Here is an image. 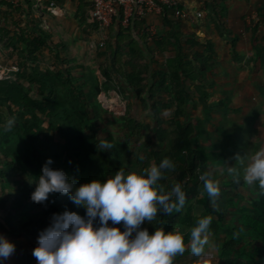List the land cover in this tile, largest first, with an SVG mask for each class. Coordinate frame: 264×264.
<instances>
[{"label": "trees", "instance_id": "obj_1", "mask_svg": "<svg viewBox=\"0 0 264 264\" xmlns=\"http://www.w3.org/2000/svg\"><path fill=\"white\" fill-rule=\"evenodd\" d=\"M22 2L23 0L18 5H13L8 0H0V46L11 50L20 47L18 57L23 63L19 65L17 71H10L8 75L0 79V100L4 102L10 117L16 118L15 126L11 131L6 132L2 139L7 142L6 139L11 134L23 141L25 155L20 165L38 176L42 165L49 159L43 148L46 130H51L52 134H57L64 141L63 150L67 157H79L83 150L81 141L85 139L74 120L75 118L88 120L91 141L95 148L83 155V158L89 159L96 169L100 168L101 181H103L115 173V161L104 154L99 145L101 142L112 144V136L108 134L101 139L97 136L93 127L94 119H92L97 111L95 112L90 102L88 92L83 89L84 85L81 81L79 82L78 77L71 73L69 62L61 59L62 44L52 43L50 33L39 27L32 17L31 8L25 9ZM217 3H221V0L212 3L214 19H210L214 22V29L220 31L224 25L225 9L218 7ZM260 10L264 13L258 6L257 14ZM171 14L172 11L166 9L163 16V23L168 27V34H157L151 42L147 41L142 33V22H133L129 28H123L116 21L119 29L113 48V64L118 66L112 69L109 66L104 68L100 66V73L104 78L108 81L113 78L119 79V83L134 94L137 102L152 113L156 120L152 135L159 143H163L167 134L166 129L162 127L165 121L160 112L165 109L170 113L167 122L173 127L174 136L169 141L168 150H150L144 157L136 159L137 168L141 169V165L150 159L153 165H159L164 158L170 159L175 164V168L172 169L173 172L169 169L164 170L160 183L164 185L166 191H170L176 183L182 184L187 200L179 212L165 215L161 211L156 220L152 223L145 221L142 227L147 228L150 233L155 230V227H164L165 230L179 229L184 234L185 244H187L191 239V229L198 219L211 214L213 216L210 225L211 233H217L220 226L224 227L225 238L221 243L222 257L230 254L235 244L239 243L246 245L247 248L242 247L241 251H237L236 260H230L231 264H264V189L259 186L258 182L254 184L252 195L249 199L246 198L247 207L241 210L236 220L229 225L224 219L225 206L226 204L232 206L234 199L230 196L221 197L219 203L216 204L214 199L208 196L204 188V180L201 179L205 174H210V167L207 165L209 156L203 147L196 144L197 126L193 123L192 117L188 115L191 104L193 106L195 102V97H209L208 90L214 86V82L210 77L208 78L206 73L210 69L209 63L216 56L213 38L209 37L210 35L197 38L194 33L183 34L182 24L174 21ZM208 15L209 13L204 14L205 17ZM22 20H25L27 26L21 24ZM260 24L264 26V17L260 20ZM7 25L13 26V30ZM250 27L255 28L254 25ZM252 28L250 30L253 36L255 32ZM226 31L229 32L228 29ZM225 32L220 31L219 35ZM159 37L163 40L162 44ZM224 38L228 43L230 42V48L235 57L234 47L239 37L231 35ZM257 40L258 43L252 45L254 49L252 59L264 69V33ZM51 46L53 55L58 58L62 66L59 63L53 73L34 70L32 74L35 75L33 78L39 90L36 89V94L31 95L29 91L23 89L18 79L24 77L23 72L28 70L27 62L36 61L42 48H51ZM169 48H172L173 53ZM191 48L193 50H190ZM166 49L172 55L159 62L156 59V53ZM202 49H205L208 54L206 60L201 57ZM123 55H125L124 58ZM152 64L155 65L154 68ZM31 68L34 67L31 65ZM55 83H57V88L58 85L67 87L70 95L72 92L76 93L74 96L77 98V106L72 104L73 109H71L66 105L60 98L57 88L54 89ZM27 113L30 114L29 117ZM39 122L46 123L45 127H42ZM125 124L130 132H132L131 128L138 126L135 119L130 118ZM10 153L9 150L4 152L0 149V163H5L4 167H0L1 175L12 174L11 169H15L18 165L17 161L10 159ZM94 157L98 162L95 165ZM51 167L58 168L54 163ZM229 183L232 189L247 185L242 178L237 182L235 177ZM30 190L31 188L25 185H17L13 193L12 191L0 193V210L6 209L2 217L4 225L12 234L15 233L25 241L37 240L39 232L49 226L53 213L68 209L80 215L85 214L84 208L77 207L68 195L54 193L64 200L61 204L51 200L41 204L31 200L32 191ZM237 196L245 199L244 194L237 193ZM193 202L201 205L202 215H194ZM109 222L111 224V221ZM121 230H123L122 225ZM18 258L20 264H29L27 259L21 256Z\"/></svg>", "mask_w": 264, "mask_h": 264}, {"label": "rangeland", "instance_id": "obj_2", "mask_svg": "<svg viewBox=\"0 0 264 264\" xmlns=\"http://www.w3.org/2000/svg\"><path fill=\"white\" fill-rule=\"evenodd\" d=\"M221 5L224 7V3H221ZM246 5L249 7L248 16L244 15L236 23L231 19L233 24H224L223 28H220V31L225 32L228 29L229 32L226 31L219 35L220 31L214 29L213 41L216 56L209 63L210 69L206 71L208 78L210 77L211 81L214 82V86L208 90L209 97H195V102L193 106L191 104L190 114L188 115L192 117L193 123L197 126L196 144L203 147L209 156L207 165H214L217 169L222 170V172L217 173V176L220 174L223 177H216L220 181V195L213 198L215 203H219L221 197L230 196L232 199L235 198L232 206H228V204L225 206V218L232 222L241 213V210L247 207V199L252 195L251 192L255 186L254 184H247L238 189H230L226 182H230L233 177L229 174L226 175V173L223 174V169H226L224 165H248L258 151H264V69L252 59L254 55L252 45H256L258 43L257 39L264 33V26L260 24L264 13L260 10L257 14L258 6L264 11V7H261L262 5L264 6V0H254L251 5L250 2ZM253 24L255 28L250 27ZM38 25L46 32H54L50 23L46 24L43 21L41 25ZM250 28L254 29L255 34L253 36ZM206 33L207 31H202L198 36H207ZM229 34H237L240 37L239 42L234 47L235 57L230 48V42L228 43L227 39L224 38L225 36L229 37ZM62 46L61 59L69 62L68 66L71 73L78 77L79 82L81 81L82 85H84L83 89L88 92L90 102L94 106L95 112L97 111L92 118L94 119L93 127L97 136L100 139L108 134L112 136L113 147L101 150L115 161V172L121 169L139 171L144 168H150L153 165L152 159L145 161V164L143 163L144 165H141L139 170L136 159L144 157L150 150H168L169 141L174 136L173 127L167 122L169 111L164 109L160 112L165 121L162 127L166 129L167 134L162 141L163 143H159L152 135V131L156 127L155 117L148 109L143 108L137 102L134 94H131L127 87L120 84L119 79L113 78L108 81L104 78L100 73L99 64L92 62L93 58L90 54L77 53L75 50L77 49L76 46L71 48L66 43H63ZM19 49L20 47L11 50L0 46V66L11 68L18 65L19 69V65L23 64L22 59L20 60L18 57L20 54ZM52 49V46L51 48H42L36 61L27 62L28 70L23 72L24 77L18 79L23 85V89L29 91L31 95L36 94V89L39 90L38 84L33 78L35 75L32 72L39 70L53 73L60 63L58 58L53 55ZM169 49L170 51L172 50V48ZM190 50H193V48ZM172 53H169L166 49L163 54L159 52L156 55V59L162 62L164 58L171 56ZM202 53L201 57L205 60L208 59L205 49L200 51V54ZM104 64H111L109 58L104 61ZM31 65L34 68H31ZM60 65L62 66L61 63ZM152 67L154 68L155 65L152 64ZM0 76H2V71H0ZM56 84L54 86L55 90L57 88ZM57 92L60 93V98L69 108H71L72 104L77 106V98L74 96L76 95L75 92L70 95L68 88L61 85H58ZM26 115L30 116L29 113ZM9 118L10 114L5 109L4 102L0 100V149L4 152L9 150L11 152L9 154L10 159L18 163L15 169H11L12 174H0L2 179L0 181V193H8L9 191L13 193L17 185H25L31 188L30 191L33 192L35 184L31 182L37 177L27 171L23 165H20V161L25 155L23 141L11 134L7 137V142L2 139V136L7 132L5 125ZM129 118L135 119L138 124L137 127L131 128L132 132L126 128L125 124ZM74 122H76L79 132L84 134L85 139L81 141L83 150L79 157H67L63 150L64 141L57 134H52V131L48 129L46 130V140L43 143L44 153L53 160V163L59 169L65 171L77 185L90 182L93 179L102 180L100 168L96 169L93 164L91 165L89 159L83 158V155L95 148L91 141L89 121L75 118ZM39 124L42 127L46 125V123L41 122ZM237 155L239 156L238 158H236ZM242 158L244 162H242ZM95 163H98L96 157H94V165ZM4 165L5 163H0V167H4ZM209 167L210 172H212V167ZM241 169H244V166ZM169 171L173 172L172 169H169ZM237 193L244 194L245 199H240ZM48 200L58 204L64 201L54 193L50 194ZM193 206L195 215L200 216L203 214L201 206L194 202ZM83 210L86 212V209ZM5 213L6 209L0 210V225L2 226L4 225L2 217ZM4 227L6 226L4 225ZM218 232L215 234H218ZM212 235L214 236V234H211L210 238L215 244ZM224 238V232L218 234L217 247H220ZM242 247L247 248L246 245L235 244V248L230 254L224 257L220 255L219 263L231 264L230 260H236V253L241 251Z\"/></svg>", "mask_w": 264, "mask_h": 264}, {"label": "clouds", "instance_id": "obj_3", "mask_svg": "<svg viewBox=\"0 0 264 264\" xmlns=\"http://www.w3.org/2000/svg\"><path fill=\"white\" fill-rule=\"evenodd\" d=\"M15 124L16 118L10 117L5 130L11 131ZM99 147L106 150L113 146L101 142ZM52 164L49 158L40 175L31 182L35 184L31 200L43 204L50 194L59 193L68 195L86 212L80 215L65 209L53 213L32 250L37 264H175L177 255L185 253V237L179 229L155 227L150 233L142 227L145 221L156 220L161 211L171 215L185 206L187 196L182 184L176 183L166 191L160 183L164 170L175 168L170 159L164 158L159 165L139 171L121 169L103 181L93 179L79 185L62 169L51 167ZM230 171L239 182V171L235 168ZM201 179L210 198L220 195L218 180L211 179L210 174ZM243 180L249 185L258 182L264 189V151L252 157L244 169ZM212 220L211 214L204 216L191 229L189 247L194 256H202L210 244ZM15 251V243L0 234V264Z\"/></svg>", "mask_w": 264, "mask_h": 264}, {"label": "crops", "instance_id": "obj_4", "mask_svg": "<svg viewBox=\"0 0 264 264\" xmlns=\"http://www.w3.org/2000/svg\"><path fill=\"white\" fill-rule=\"evenodd\" d=\"M51 1L54 2L55 4V10L53 8L55 13H52L49 10V3ZM215 1L216 0H203V3L200 5L198 1L196 0H186V2L189 5H194V6H197L199 9H201L202 16L198 19L190 20V21H180V22L176 21L177 23L182 24L181 26L182 33L183 34L185 33L186 35H190V33H194V36L197 37L200 32L207 31L206 34L210 35L209 37L213 38V34L215 33L214 23L212 22L210 18L214 19L213 13H212L213 11L212 3ZM249 2L251 5L254 2V0H248V1L246 0H221V3H224V7H225L224 9L226 12L225 18L223 20L224 24H227V25L233 24L231 23L233 20L236 23L239 20H241V18L244 15L248 16L249 7L246 4H249ZM221 3L219 4L217 3V6L220 8L223 7ZM22 6L25 7V9L31 8L30 10H31L32 17L33 19H35V21L38 24L41 25L43 21L46 24L50 23L54 32L53 33L47 32V33H50L52 43H56V44L66 43V44H69L71 48L73 46L74 47L76 46L77 49L75 50L77 51V53L80 52L83 55L90 54L93 58L92 62L94 61L98 63L99 64L98 66H102V68L109 66L112 69L118 66L117 64H113V60H114L113 59L114 58L113 48L115 46L117 30L119 29V26H118L119 23L117 24L116 22L117 20L115 19L110 25H108L107 27H105L103 30L99 32L97 25L95 21L92 19L90 11H89V7H90L89 0H23ZM1 8L2 10H5L3 9V7ZM205 13L206 14L209 13V15L205 17L204 16ZM28 19H30V17ZM146 20L148 22H151L157 25L158 35L168 34V27L163 23L164 21L163 17L150 14L148 15ZM21 24L24 26L25 20H22ZM7 27L13 30V26L7 25ZM232 35H237V34H232ZM229 36L231 35L229 34ZM237 36L239 37V35ZM197 38H203V37L198 36ZM159 40L162 44L163 40L161 37H159ZM239 40H240V37L238 38V42ZM99 43H103L102 46H99ZM161 53L163 54V52ZM157 54H159V52H157L156 55ZM124 57L125 55H123V58ZM107 58H109V61H111V64H104V61ZM7 67L3 68L2 66H0V71L8 72L9 68ZM16 67L18 68V66ZM242 162H244L243 158H242ZM208 166H211L213 170L212 172H210L211 179L218 180L216 179V177L217 178L223 177V176L221 177L220 174L217 176V173H219L220 171L222 172V170L217 169V167H215L214 165H208ZM242 166H244V169H245L247 164L246 165H236V166L235 165L234 166L224 165L226 169L225 170L223 169V174L226 173V175L229 174L231 177H235V175L230 171L231 168H235L239 171L240 178L243 179L244 169H241ZM222 180H225V179H222ZM226 183H228V186L230 187V189H232L230 186V183L229 182H226ZM198 205L201 206L200 204ZM193 209H194V206H193ZM195 216H198V215H195ZM224 219L227 224L231 225L232 221H228L225 218V215H224ZM221 229L222 231H220ZM218 231H219L218 234L223 233L224 227L220 226L218 228ZM0 234L5 235L10 241H13L16 245L15 253L12 256H10L7 260H5L4 264H20V260L18 258L19 256L23 257V259H27L29 264H37L36 258L32 255V250L37 246V240L30 239L28 241H25L23 238L16 236L15 233L12 234L9 228L4 227V225L3 226L0 225ZM211 234H214V236L213 235L212 236L214 238L215 244L213 240L210 238V244L205 247V253L202 256L197 257L191 253V250L189 247L190 245V241H189L186 244L185 253L183 255H177V257L175 258V264H220L219 263L221 259L220 255H222V253H221V245L220 247H217L216 245L218 234H215V233H211Z\"/></svg>", "mask_w": 264, "mask_h": 264}, {"label": "built area", "instance_id": "obj_5", "mask_svg": "<svg viewBox=\"0 0 264 264\" xmlns=\"http://www.w3.org/2000/svg\"><path fill=\"white\" fill-rule=\"evenodd\" d=\"M13 5H18L22 0H8ZM90 14L95 21L98 31L110 25L115 19L123 28L130 27L133 22H142V33L147 41H151L157 35L156 24L148 22V15L163 17L166 9L172 11L171 18L174 21H190L202 16V11L197 6L189 5L186 0H89ZM201 5L203 0H196ZM54 2L49 3V10L55 13ZM103 43H99L102 46ZM12 66L10 71H17ZM7 72L2 71V79Z\"/></svg>", "mask_w": 264, "mask_h": 264}]
</instances>
